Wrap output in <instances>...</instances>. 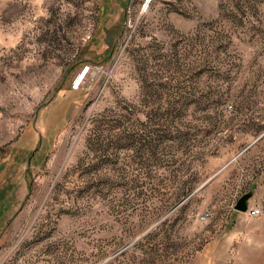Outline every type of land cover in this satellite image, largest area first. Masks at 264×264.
I'll return each instance as SVG.
<instances>
[{
	"label": "rangeland",
	"instance_id": "rangeland-1",
	"mask_svg": "<svg viewBox=\"0 0 264 264\" xmlns=\"http://www.w3.org/2000/svg\"><path fill=\"white\" fill-rule=\"evenodd\" d=\"M0 264H264V0H0Z\"/></svg>",
	"mask_w": 264,
	"mask_h": 264
},
{
	"label": "water",
	"instance_id": "water-1",
	"mask_svg": "<svg viewBox=\"0 0 264 264\" xmlns=\"http://www.w3.org/2000/svg\"><path fill=\"white\" fill-rule=\"evenodd\" d=\"M86 71L84 70L75 80L76 85L79 84L78 82L83 78L85 75ZM252 196V193L250 194H245L243 197H241L235 204L234 208L235 211L245 213L247 211V202Z\"/></svg>",
	"mask_w": 264,
	"mask_h": 264
},
{
	"label": "built area",
	"instance_id": "built-area-1",
	"mask_svg": "<svg viewBox=\"0 0 264 264\" xmlns=\"http://www.w3.org/2000/svg\"><path fill=\"white\" fill-rule=\"evenodd\" d=\"M260 213H261V210L260 208H257V207H252L249 211V215L251 216H258ZM201 218L204 219L205 216H202Z\"/></svg>",
	"mask_w": 264,
	"mask_h": 264
},
{
	"label": "trees",
	"instance_id": "trees-1",
	"mask_svg": "<svg viewBox=\"0 0 264 264\" xmlns=\"http://www.w3.org/2000/svg\"><path fill=\"white\" fill-rule=\"evenodd\" d=\"M164 133H165V131H164V130H162V134H163V135H164ZM152 135H153V134H152ZM152 135H149V136H152ZM158 136H159V135H157L156 137H158ZM190 190H191V188H189V190H188V191H189V192H191ZM188 191H187V192H188Z\"/></svg>",
	"mask_w": 264,
	"mask_h": 264
}]
</instances>
